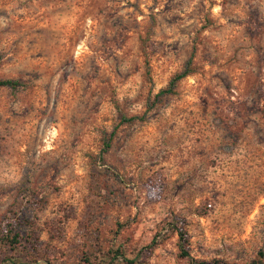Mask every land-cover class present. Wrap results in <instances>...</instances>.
Here are the masks:
<instances>
[{
  "label": "rangeland",
  "instance_id": "374dc122",
  "mask_svg": "<svg viewBox=\"0 0 264 264\" xmlns=\"http://www.w3.org/2000/svg\"><path fill=\"white\" fill-rule=\"evenodd\" d=\"M0 80L1 264H264V0H0Z\"/></svg>",
  "mask_w": 264,
  "mask_h": 264
},
{
  "label": "trees",
  "instance_id": "16d2710c",
  "mask_svg": "<svg viewBox=\"0 0 264 264\" xmlns=\"http://www.w3.org/2000/svg\"><path fill=\"white\" fill-rule=\"evenodd\" d=\"M189 63V61H188ZM187 70H184L180 74L174 76L169 83V86L165 90H159L156 94L162 95L164 93L168 94L171 89L174 87V82L182 79L187 76ZM18 83L16 81L11 80H0V87H8L13 88L16 87ZM121 121H126L123 117L120 118ZM0 222V247H4L6 249H11L18 244L19 238L18 235L13 232L14 222ZM167 231V233L160 238V240H155V236L151 239L149 244L144 247L142 252L150 253L152 249H154L160 241H163L170 234L175 235L176 237V247L178 252V257L181 259H185L188 264H228L222 260L211 259L210 261H197L193 257H191L188 253V234L185 228V222L182 218L176 216H170L169 218L163 220L161 223V230ZM141 253V252H140ZM98 259L99 264H137L138 255H132V257H128L120 245H116L114 248H110L108 252H104L102 254H98L97 257H93V259ZM43 261V260H42ZM45 262V261H43ZM1 264V263H0ZM18 264V263H16ZM254 264H263L261 260H257Z\"/></svg>",
  "mask_w": 264,
  "mask_h": 264
}]
</instances>
